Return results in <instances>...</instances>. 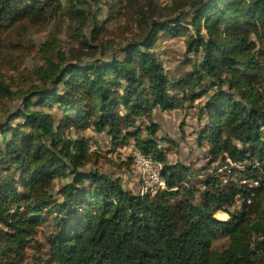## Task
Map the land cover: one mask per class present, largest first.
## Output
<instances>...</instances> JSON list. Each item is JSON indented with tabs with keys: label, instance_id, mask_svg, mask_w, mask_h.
Returning <instances> with one entry per match:
<instances>
[{
	"label": "trees",
	"instance_id": "1",
	"mask_svg": "<svg viewBox=\"0 0 264 264\" xmlns=\"http://www.w3.org/2000/svg\"><path fill=\"white\" fill-rule=\"evenodd\" d=\"M183 1L164 19L135 3L139 37L101 44L85 59L52 57L54 42L44 43L38 82L18 93L0 81V100L12 102L0 119V264H264V0ZM85 4L0 0V35L61 16L92 49L90 18L101 26ZM182 36L191 68L171 76L156 47ZM197 102L207 163H171L156 112ZM87 130L112 152L130 147L161 162L165 189L141 196L89 167L101 148ZM221 238L229 242L217 250Z\"/></svg>",
	"mask_w": 264,
	"mask_h": 264
},
{
	"label": "rangeland",
	"instance_id": "2",
	"mask_svg": "<svg viewBox=\"0 0 264 264\" xmlns=\"http://www.w3.org/2000/svg\"><path fill=\"white\" fill-rule=\"evenodd\" d=\"M135 3L145 11L152 6L157 11V18L161 19L174 17L179 9L187 7L183 0H99L98 4L94 0H88V4L84 6L92 7L91 11L97 14L96 20L101 26L97 30L95 23L92 22L94 17L90 18L91 26L86 32L88 34L93 32L90 39V43L94 45L92 49H82L71 30L73 25L69 18L65 20L60 16L50 21L48 25L28 26L23 29L21 26L13 27L0 35V81L17 93L37 83L39 79L36 72L46 62L42 49L44 43L54 42L52 48L55 50L49 54L52 57H55V52L60 50L69 56L77 53L76 56L85 59L88 53L99 51L101 44L107 46L111 41L125 42L139 37L140 32L135 21L139 13L136 11ZM95 30L97 33H94ZM186 41V36L162 38L156 47V52L171 76H178L184 70L191 68L190 63H185L188 62L187 57H192V53L188 52ZM15 101L18 102V98ZM11 104L10 100H0V119L8 114ZM197 104L199 102L193 107L156 112L161 135L170 138L165 142V146L170 145L168 158L171 163L180 161L194 165L195 168L207 163L205 149H201L196 142V131L199 127ZM86 134L95 136L101 148L100 152L92 155L89 167L117 175L123 179L128 188L133 187L137 170L133 168L129 158L132 148L126 147L112 152L109 143L103 140V134H97L92 130H87ZM217 217L227 219L228 215L219 212ZM228 242L227 238H221L214 243V248L223 250Z\"/></svg>",
	"mask_w": 264,
	"mask_h": 264
},
{
	"label": "built area",
	"instance_id": "3",
	"mask_svg": "<svg viewBox=\"0 0 264 264\" xmlns=\"http://www.w3.org/2000/svg\"><path fill=\"white\" fill-rule=\"evenodd\" d=\"M90 148L92 151H95L98 149V145L94 142H91ZM131 155L133 158L134 167L138 173L139 186L137 189V193L141 196L154 195L160 190L165 189L166 181L162 174L163 164L143 154L138 150H133ZM227 162L228 164H230V166L237 165L236 163H233L232 160L230 159H227ZM262 165L264 166V162H262ZM257 166H261V165L258 163ZM239 167L244 168V166H239ZM227 169H228L227 165L218 166L217 173L225 175V173L228 171ZM223 181L227 182L226 176H223ZM242 183L248 188H255L261 185V180L255 178H251V179L244 178L242 180ZM242 200L243 199H241V197L236 198L235 207L237 209H240L242 207ZM246 201L247 204H251L252 196H248Z\"/></svg>",
	"mask_w": 264,
	"mask_h": 264
},
{
	"label": "crops",
	"instance_id": "4",
	"mask_svg": "<svg viewBox=\"0 0 264 264\" xmlns=\"http://www.w3.org/2000/svg\"><path fill=\"white\" fill-rule=\"evenodd\" d=\"M137 178H138V173H137V176L135 177L136 180L134 182V186L133 187H130V189H132L133 191L137 190L138 185H139Z\"/></svg>",
	"mask_w": 264,
	"mask_h": 264
}]
</instances>
